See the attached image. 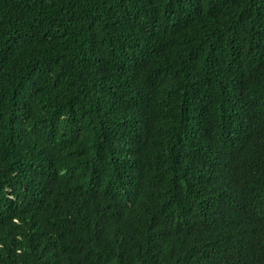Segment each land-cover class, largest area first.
<instances>
[{
    "label": "trees",
    "instance_id": "1",
    "mask_svg": "<svg viewBox=\"0 0 264 264\" xmlns=\"http://www.w3.org/2000/svg\"><path fill=\"white\" fill-rule=\"evenodd\" d=\"M0 264H264V0H0Z\"/></svg>",
    "mask_w": 264,
    "mask_h": 264
}]
</instances>
